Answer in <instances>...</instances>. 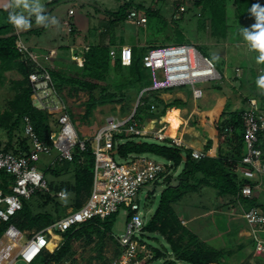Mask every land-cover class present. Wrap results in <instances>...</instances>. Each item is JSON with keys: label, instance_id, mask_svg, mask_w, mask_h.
Returning <instances> with one entry per match:
<instances>
[{"label": "trees", "instance_id": "trees-1", "mask_svg": "<svg viewBox=\"0 0 264 264\" xmlns=\"http://www.w3.org/2000/svg\"><path fill=\"white\" fill-rule=\"evenodd\" d=\"M192 2L196 7L201 9V15L199 16L205 18V23H208L210 36H217V38L219 36L223 41H228L231 44L241 42L242 40L239 38L240 36H237L234 40L228 39L229 30L231 29L229 25L230 22H228L227 18L228 4L234 8L233 17L239 21L254 18L249 12L253 4L259 3L261 6H264V0H192ZM178 6L176 9H178ZM152 13L155 12L148 10L146 15L144 14L147 17V23L148 17H151L153 15ZM49 15L50 12H48V16ZM113 21H117V18ZM46 27L45 25H40L38 31L37 29H32V31L39 34V32L46 29ZM70 29V32L73 33V28ZM14 31L15 28H11L10 26L9 28L6 26L0 28V35L6 36L10 34L7 37H0V78L4 72L12 70L16 71L22 77L21 80L12 82L11 87L12 90L15 91V94L13 98L7 102V109L0 114V128L4 129L7 134L6 142L0 140V150L4 152L11 151L15 154H18L19 151L28 154L30 151L29 138L27 136H22V134H18L20 126L23 123V118H29L39 140L47 143H50L49 136L50 133L54 131L53 126H55V130H57L58 122L52 114H48L46 111L37 109L32 105V87L28 76L34 72L35 68L31 63L23 59L22 55L16 50L15 42L17 36L14 35ZM173 36H177L176 44H193L184 37L185 35H183L180 30H176ZM165 38L170 39V36H166ZM146 50L139 53L137 47L135 49L131 48L132 62L129 66H122L118 57L112 59L109 56V47L97 45L89 46L87 50L84 51V62L82 67L69 63V57V65L66 67L64 66L65 64H61L60 67H57L58 65L49 64L48 62L44 65V59L48 61V58H38L43 68L49 73L54 90L60 92L63 87H68L70 91L68 92L69 95L79 92H84L88 95V99L84 104V117H90L96 108L105 105H119L120 114L124 115L131 110V102L136 98L139 92L144 87L151 85L149 83L151 82V78L149 81L146 73L148 69L143 68L141 61ZM110 62L113 63L112 67L119 71V76L116 77L113 75V78L110 76ZM262 64L264 67V63ZM220 76L222 79L223 77L221 74ZM239 79H246L245 71H242V77ZM247 81V83L246 81L241 83V88L245 89L246 85H251L248 88L251 90L254 89L256 83H251L250 80ZM217 87L219 89L220 86L218 85L216 88ZM167 90L169 91L170 89L149 92L143 98V105H138L135 117L139 113L145 111L147 116L150 115V113H154L153 115L157 117L166 116L165 122L168 124L167 116L170 112L178 110L172 109L169 110V112H167V110L180 107L179 105H182V102L181 100H174L164 104L163 101L158 98V93L166 92ZM251 90L249 93H246V90L244 95H240L242 103L246 104L248 108L249 100L255 99L260 110L264 113V93L261 95H253ZM95 92H97V97L95 96ZM151 105L155 106V110L159 107V111L150 112ZM231 105L230 102L226 103L221 115L214 116L212 122L208 116H199L194 120L193 125L199 128L207 139L204 151H207L212 146V135L214 132L217 138H224L223 143L228 147L227 150H224L225 153H222L217 143L214 146V156H205L199 161L192 159L189 149H182L171 145L169 140H166V143H149L138 136L124 137V135H118L115 137L113 151L115 150L117 154L124 159L130 156L153 155L165 160L166 163H170L168 172L173 171V173H175L177 169L181 167L180 172H178L176 176L170 174L164 178L162 185L165 189L160 194L159 203L153 216L145 223L141 234H156L162 237L173 258L168 259L166 257V248L164 246L163 251L157 249L152 250L150 244L140 239L142 244L146 245L154 252V257L149 261L164 258L161 264H228L227 258L229 257V253L225 252L223 248L210 247L201 241L195 233L181 224L178 215L171 205L178 203L187 192H196L199 187L207 186L216 191L220 197L229 196L231 198L226 203L224 202V206L228 203L234 206L240 187L249 183V181L241 179L234 168L242 153V114L247 108L229 111ZM225 111L228 112L226 113ZM166 112L168 113L167 115H165ZM225 114L227 117L224 118L223 116H225ZM225 129H227L226 132L224 131ZM14 133H16L17 136L16 140H14ZM120 139H123L124 142H120ZM93 165L94 156L92 150L87 146L84 152L76 150L73 154L72 161L55 163L52 167L48 166L46 172H52L53 176H56V178L60 175H64L63 179H60V181L48 182L49 192L42 191V196H39L43 200V202L39 204L41 208L40 212H31L28 207L23 205L22 210L11 219L10 223L21 231H38L54 223L52 217L46 213V207L48 205H53V213L56 215L60 213L61 217L64 215L66 209H79L84 204L91 191ZM9 179H11L10 176L0 171V188H2V184ZM59 191L70 196V203H66L55 197V194ZM52 194H54V196H52ZM149 194L150 193H147V197ZM254 202L255 200H252L248 203L254 204ZM115 215L116 214H113L103 221L99 218H95L80 224L78 228L73 227L66 232L56 233L63 239L59 249L52 254L46 252L40 255L32 264H50L51 262L58 264L64 259L74 256L75 252L72 250V241L81 239H84L87 244H91L95 238H99L98 248L101 250L103 247L102 239L105 236H110L111 219ZM7 225L8 224H5V226ZM3 230H1L0 224L1 234ZM74 237L77 239H74ZM155 239L156 238H154V240ZM117 255L118 251H115V256ZM101 256L100 253L97 254L96 257L98 261L104 259Z\"/></svg>", "mask_w": 264, "mask_h": 264}, {"label": "built area", "instance_id": "built-area-1", "mask_svg": "<svg viewBox=\"0 0 264 264\" xmlns=\"http://www.w3.org/2000/svg\"><path fill=\"white\" fill-rule=\"evenodd\" d=\"M184 10L183 6L179 7L180 12ZM69 15H72L71 10ZM127 18L135 21L137 26H145L147 23L146 16L139 11H130ZM21 34V31L15 29L14 35L17 36L15 47L35 68L28 79L32 87V105L41 110L38 105L40 101H46L51 90H54L53 83L49 73L39 61L38 57L42 58V56L31 51L22 41ZM86 50L87 47L79 50L78 48L70 49L71 54L77 52L74 57L79 60L72 59L77 61L78 67L83 65V53ZM109 56L112 59L118 57L122 66H129L132 62V51L129 46H122L119 51L110 50ZM44 57L47 58V56ZM141 61L143 68L151 72V85L139 92L136 105L124 117H107L105 124L92 137L95 144L92 151L94 156L92 187L89 196L79 209L69 208L53 224L38 231H21L10 223L11 219L22 210L24 201L31 200L37 191L49 192L44 172L37 166L41 156L50 157L54 154L48 165L52 167L55 163L72 161L73 150L86 151L87 141L78 137L65 106L61 105L60 108L52 111V113L58 112L55 118L59 129L50 133V143L39 140L29 118L24 117V135L29 138V153L19 151L15 154L0 150V171L11 178L0 188V224H8L0 236V264H18V262L32 264L40 255L46 252L52 254L59 249L63 239L56 233L66 232L73 227L78 228L80 224L95 218L103 221L119 212L124 213L126 219L124 233L118 237L112 235L118 255L107 260L104 258L98 261V264H145L154 257V252L142 244L138 237L142 234L145 222L139 211L137 197L142 189L146 190L147 186L156 185L158 180L164 181L169 174L167 169L170 163L163 165L147 155H139L130 156L124 163L118 164L114 161L112 154L115 137L118 135L149 137L155 143H166V140H169L171 145L187 149L181 136L170 134L166 122L160 121V127L151 129L140 125L135 119L136 109L138 105H143V98L149 92L174 87L190 86L193 99L200 100L204 96V91L199 85L208 81L221 80V76L214 62L202 56L193 44L153 47L146 51ZM47 91L50 92L47 94ZM155 109V106L151 105L150 112ZM242 121L243 148L241 157L234 168L238 176L249 183L240 187L236 204L242 211L241 217L254 243V252L264 254V240L260 237V233H264V211L262 202L258 201L260 193L264 194V113L255 99L249 100V106L242 114ZM224 131L226 132L227 129ZM119 141L124 142L123 139ZM205 156L206 154L201 150L191 151V157L196 161ZM55 197L63 199L66 198V194L59 191ZM261 199L263 200L262 197ZM252 200H255L254 204L248 203ZM53 234L61 239L50 251L48 245ZM90 263L92 264V262L86 263L76 259L74 255L58 264Z\"/></svg>", "mask_w": 264, "mask_h": 264}, {"label": "rangeland", "instance_id": "rangeland-1", "mask_svg": "<svg viewBox=\"0 0 264 264\" xmlns=\"http://www.w3.org/2000/svg\"><path fill=\"white\" fill-rule=\"evenodd\" d=\"M7 2L8 0H6V2L5 0H0V28L2 26L8 28L9 26L11 28L13 27L12 24L8 23L9 10H5L4 8V5ZM84 2H87V4ZM41 3L45 8L44 14L48 16V12H50L49 17H55L58 23L55 25L48 24L46 29L37 34L35 31H32V29H37L38 31L40 25L38 26L34 23L35 17L33 16L31 17L32 26L27 30L19 31L22 32V41L34 54H40L42 57L47 56L48 61H45L44 59V65L47 62L56 66L58 65L57 67H60L61 64H65L64 66L66 67L69 63L77 65V61L72 59L79 60V58L77 59L74 57L77 52L71 54V51L69 50L68 53L70 45L69 38H71L69 37L70 33L68 26L82 28L84 25L85 27H88L90 23V33L95 30L97 36L100 34L99 32L111 38H113L112 35L116 34V36H120V38L122 37L124 41L126 39L132 43L137 42L142 44V46L137 48L139 53L146 49L149 50L161 45L176 44L177 36L173 35L176 30H180L183 35H185L184 37L193 43L202 56L208 57L214 62L217 72L223 77L221 80L208 81L199 85L204 91V96L197 101V107L206 112L208 111V114L212 115V117L214 114L220 116L225 104L228 102L232 104L229 111H234L240 108L246 109L247 105L242 103L240 95H244L246 90V93H249L251 89L248 87L251 85H246V88L248 89H243L241 88V83H244L245 81L247 83V80H250L251 83L254 82L255 84L257 77L264 72L263 64H258L256 62V56L258 53L249 49L241 34L242 28H250L255 23V18L243 19L240 21L235 19L233 17L234 8L230 6V4H228L227 7V18L228 22H230L229 25L231 28L229 30L228 39L234 40L237 36H240L239 38L242 41L235 44H231L227 41V44L225 43V45L221 37L218 36L217 38V36H210L209 25L208 23H205V18L199 16L201 15V9L196 7L192 0H41ZM177 6L178 9H176ZM181 6L185 9L183 11L184 13L179 11V7ZM69 9L74 11V15L71 18L68 17ZM131 10L139 11L145 15L148 10L155 13H152L153 15L148 17V23L145 24V26H137L135 21H130L127 18V14ZM17 11H19V9ZM115 18H117V21H113ZM80 24H82V26H80ZM114 29H116V31ZM90 33L84 35L89 37ZM9 35L10 34L6 36L0 35V37H7ZM166 36H170V39L165 38ZM37 47L46 50L39 51L37 50ZM50 48L58 50V59L55 57V55H58L57 52L55 50L49 51ZM74 48H78L79 50L82 47ZM52 57H55V59L53 60ZM68 57L70 58L69 63ZM112 64L113 63L110 62V76L113 78V75L116 77L119 76V71L115 70L112 67ZM241 69L246 72V79H239L242 77ZM146 73L150 81V70H146ZM21 79V75L14 70L2 74V77L0 78V114L7 109V102L11 100L15 94V91L12 90L11 87L12 82ZM149 83L151 84V82ZM218 85L220 86L219 89L218 87L216 88ZM185 87L187 89V96H189L191 87L184 86V88ZM49 92L50 91H47L46 93L48 94ZM68 92H70L68 87H63L60 92L57 90H51L46 101H40V105L38 106L41 110L46 111L48 114H52L54 117L58 115V112L52 113L53 109L60 108L61 105L65 106L72 118L78 137L86 140L87 146L93 151L95 144L92 141V137L95 132L105 124V119L109 116L116 118H119L118 116L124 117L128 112L121 115L119 105H105L96 108L90 117H84V104L88 99V95L84 92L69 95ZM174 92L176 93L178 90ZM251 93L253 95H261L262 90L255 85L254 89L251 90ZM40 96L43 95L40 94ZM95 96H98L97 92H95ZM137 96L131 102V108L136 105ZM225 112L227 113L228 111ZM153 114L150 113V115L146 116L144 120V118H142L144 114L141 112L135 119H137L140 125H143L147 129L160 127V117ZM179 114V111H173L167 116L169 124L168 130L172 136H179L178 134L182 133L183 126L185 125L179 118ZM183 115L184 113L181 112V116ZM165 117L161 118L162 122H165ZM223 117L225 118L227 115L225 114ZM213 119L214 117L211 118V121ZM53 129H56L55 126H53ZM14 134V140H16V133ZM18 134L25 136L23 123L20 126ZM142 139L149 143L154 142V140L149 137H144ZM0 140L2 142H6L7 140V134L2 128H0ZM184 142L187 144L190 143L192 146H199L192 140H184ZM223 146L227 150L228 147L224 143ZM75 152L76 151L73 150L72 153L74 154ZM53 156L54 154L50 157L41 156L40 161L37 163L39 169L44 172V177L47 183L50 181H60V179H63L64 177V175H60L56 178V176H53L52 172H46ZM148 157L163 165L167 164L165 160L159 157L153 155H148ZM114 161L118 164H122L125 159L116 154L114 155ZM180 170L181 167H179L175 173H173V171L168 172V175L171 174L172 176H176ZM156 183L163 186L162 180H158ZM160 194L161 193H150L147 197L146 190L142 189L139 192L137 202L139 204V211L142 215V220L145 223H147L153 216L159 203ZM39 196H42V191H37L32 199L24 201L23 205L28 207L31 212H40L41 208L39 207V204H41L43 200ZM230 199L229 196L220 197L212 188L201 186L196 192H187L178 203L171 206L178 215L181 224L195 233L201 241L210 247L223 248L225 252L229 253V257L227 258L228 264H264V254H256L254 252V243L247 233L248 228L241 217L242 211L238 205L235 204L233 206L228 203L224 206V204ZM59 200L70 203V196L66 194V198ZM258 201L262 202V210L264 211L263 193H260V199ZM52 207L53 205H48L46 207V213L49 214L52 217L53 222H55L61 218V215L60 213L58 215L54 214ZM67 211L68 209L65 210V213ZM207 211H210L211 213ZM191 218L192 220L189 222ZM125 219L126 215L122 212H119L112 217L110 236H105L102 239L103 247L101 250L98 248L99 238H95L91 244H87L84 239L72 241V250L75 252L76 259L78 258L86 263L92 262L93 264V262H95V264H98V259L96 257L98 253H100V256L102 255L101 257L106 260L113 258L115 256V251L117 250L112 235L118 237L124 233ZM5 227V224L1 225V230ZM138 237L150 244L152 250L157 249L163 251L164 246L166 248V257L168 259L173 258L162 237H159L156 234H145ZM260 237L264 240V233H260ZM154 238L156 239L154 240ZM74 239L77 238L74 237ZM163 260L164 258H161L148 261L145 264H161ZM18 264L23 263L18 262Z\"/></svg>", "mask_w": 264, "mask_h": 264}, {"label": "crops", "instance_id": "crops-1", "mask_svg": "<svg viewBox=\"0 0 264 264\" xmlns=\"http://www.w3.org/2000/svg\"><path fill=\"white\" fill-rule=\"evenodd\" d=\"M5 2H6V0H5ZM84 3L87 4V2H84ZM70 10H72V9L68 10V17L69 18L73 17V15H74V11L73 10H72L73 11L72 15H69V11ZM114 25H116V24H114ZM80 26H82V24H80ZM68 27L69 28H73V30H74L73 33L69 32L70 33L69 37H71V38H69L70 45H69V49L68 50H70V48H74V47H82V48H84V47L86 48L87 47L88 48L89 46L97 45V46H103V47L106 46V47H109L110 50L119 51L118 48L120 49L122 46H129V47H131L133 49H135L136 47L138 48V47L142 46V44L137 43V42H133L132 43V42H129L128 40H126V39L124 41V39L122 37L120 38V36H116V34L112 35L113 38H111V37H109V36H107L105 34H102L99 31L98 32L100 34L97 36L94 29H93L94 31L92 33H90L91 32L90 23H89L88 27H85V25L82 28H79V27L76 28L75 26H71V27L68 26ZM114 30L116 31V29H114ZM86 33L87 34L90 33L89 37L84 35ZM225 43L226 42L224 41V44ZM37 50L43 51V50H46V49L37 47ZM54 50L55 49L50 48L49 51H54ZM55 51L58 54V55H55V57H56V59H58L57 58L59 56L58 50H55ZM55 57H52L53 60L55 59ZM183 88H181V87L169 88L170 89L169 91L167 90L166 92L158 93V98L160 100H162L164 104L170 103V102H172L174 100H181L182 106L168 109L167 112H169V110H172V109H176V110H178L180 112L179 118L183 121L182 123H184L185 125L183 126L182 133L178 134V135L182 137L183 142H184V140H192V141H195L199 145L198 147L192 146L190 143H188V144L185 143L186 142L185 141L184 143L187 145V149H189L190 151H192L193 149L201 150V151L205 152L207 157H213L214 153H215L214 146L218 143V145H219V147L221 149V152L225 153V151H224L225 148L223 146L224 138H220V139L217 138V135H216L215 132L212 135V141H213L212 146L207 151H204V146H205V144L207 142V139H206L204 133L199 128H197V127H195L193 125V122L199 116H201V117L202 116L203 117L204 116H208L210 118V120H211V118H213L214 116H217V115L214 114V116L212 117V115L208 114V111L206 112V111L201 110L200 108H198L197 107V101L198 100L195 101L193 99V97L191 95V92H190V95L187 96V92H186L187 89H186V87L184 89ZM177 90H178V92L175 93L174 91H177ZM156 111H159V107L154 112H156ZM167 112L165 113V115L167 114ZM181 112L184 113V115H183L184 117L181 116ZM199 113H203V114H199ZM143 114L144 115H143L142 118H144V120H145V118L147 116L145 111H143ZM162 117L159 118V122L161 121ZM189 132H192V133H189ZM207 212L211 213L210 211H207ZM191 220H192V218L190 219L189 222H191Z\"/></svg>", "mask_w": 264, "mask_h": 264}, {"label": "clouds", "instance_id": "clouds-1", "mask_svg": "<svg viewBox=\"0 0 264 264\" xmlns=\"http://www.w3.org/2000/svg\"><path fill=\"white\" fill-rule=\"evenodd\" d=\"M4 8L9 10L8 23L18 31L29 29L32 26L31 17L33 16L38 26L58 23L55 17L44 14L45 8L41 0H8ZM18 9L19 11H17ZM249 12L255 18V23L250 28H242L241 34L249 49L258 53L256 62L264 63V6L255 3ZM256 85L264 93V72L257 77Z\"/></svg>", "mask_w": 264, "mask_h": 264}, {"label": "water", "instance_id": "water-1", "mask_svg": "<svg viewBox=\"0 0 264 264\" xmlns=\"http://www.w3.org/2000/svg\"><path fill=\"white\" fill-rule=\"evenodd\" d=\"M112 154L113 155H116L117 154V152L114 150L113 152H112ZM163 190H164V186H160V185H157V186H147L146 187V191L148 192V193H152V194H159V193H162L163 192ZM147 196V195H146Z\"/></svg>", "mask_w": 264, "mask_h": 264}, {"label": "bare ground", "instance_id": "bare-ground-1", "mask_svg": "<svg viewBox=\"0 0 264 264\" xmlns=\"http://www.w3.org/2000/svg\"><path fill=\"white\" fill-rule=\"evenodd\" d=\"M167 114H168V113H167ZM169 129H170V127H169ZM60 239H61V238H60L58 235L53 234V236H52V240H51V242H50L49 245H48V248H49L50 251L53 250L55 244H56Z\"/></svg>", "mask_w": 264, "mask_h": 264}]
</instances>
